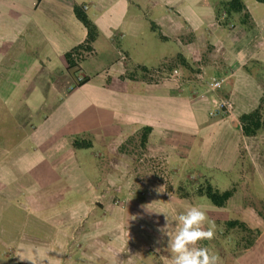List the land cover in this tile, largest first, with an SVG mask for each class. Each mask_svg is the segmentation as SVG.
<instances>
[{
    "label": "crops",
    "instance_id": "obj_1",
    "mask_svg": "<svg viewBox=\"0 0 264 264\" xmlns=\"http://www.w3.org/2000/svg\"><path fill=\"white\" fill-rule=\"evenodd\" d=\"M136 1L152 6L153 27L163 31V39L177 42L180 50L168 68L152 67L148 77L130 74L121 62L129 55L122 53L121 61L111 58L112 53L121 55L123 49L138 50L136 40L146 17L144 13H129L132 0H0L3 264H9L10 254L22 264H53L55 256L61 264L66 248L55 240L62 238L84 241L68 249L74 264L82 260L83 251L86 262L98 254L99 264H113L107 252L109 240L118 237L92 231L91 223L97 221L87 215L77 218L75 208L105 205L110 190L131 185L137 189L140 181L135 175L140 170L129 151L120 148L130 138L137 141L145 127L152 131L139 162L147 156L162 160L168 172L179 177L174 185L184 180L186 163L225 174L240 164L241 185L235 182L237 191L232 198L241 190L243 197L247 192L254 197V191L249 190V173L258 176L264 187V133L245 137L239 122L242 114L257 108L264 90V11L259 2L245 4L252 23L246 28L236 14L217 15V5L228 0ZM76 6L99 31L90 54H95L96 48L103 54L102 61L83 57L78 66L70 67L66 53L88 40L87 29L75 15ZM95 65L97 70L93 71ZM214 82L220 85L214 88ZM213 98L231 100L232 116L211 117ZM12 127L21 129L15 133ZM78 136L99 147L98 154L86 153L91 162H84V155L73 148L72 140ZM126 174L134 175L133 179L124 178ZM203 176L201 173L200 178ZM148 185L154 190L162 188L154 181ZM174 198L180 206L193 205ZM260 199L264 202L263 194L255 195V202L243 201L231 215L230 200L223 208L207 210L217 226L214 239L223 235L220 225L232 220L244 222L256 232L249 247L238 249L236 244L219 242V253L209 248L218 254L220 264H264V216L256 208ZM161 200L162 205L167 204ZM56 208L72 209L69 230H62L54 220ZM103 219L101 215L100 222ZM78 226L83 229L78 230ZM23 228L29 234L20 233ZM135 238L134 264L146 259L145 264H168L167 237L161 232L154 230ZM145 239L148 241H141ZM98 247L100 252L95 251ZM125 261L122 258L116 264H127Z\"/></svg>",
    "mask_w": 264,
    "mask_h": 264
},
{
    "label": "rangeland",
    "instance_id": "obj_2",
    "mask_svg": "<svg viewBox=\"0 0 264 264\" xmlns=\"http://www.w3.org/2000/svg\"><path fill=\"white\" fill-rule=\"evenodd\" d=\"M134 3L131 4L129 13H144L143 16L146 17L142 19V25L143 30L140 32L141 34L137 37V44H136L138 50H131L129 49V52L125 49L119 50L121 52V55H115V53H112L111 58L116 57L119 60L122 57V53H124L126 56L129 57L128 60L121 61L123 62L127 69L129 70L131 75H137L141 77H148L149 72L152 71V67L154 69H163L168 68L169 62L174 59V57L177 56V53L180 51L178 43L175 42L172 38L163 39L161 37V31L159 28L153 27V24L150 20L151 17H153L154 12L152 9V6H149L147 4L143 3H137L136 0H132ZM245 4L248 6H251V0H245ZM260 6V9L264 11V3H258ZM239 18V17H238ZM166 36V35H165ZM132 44V43H130ZM133 46V45H129ZM102 49L96 48L95 54H90V52L84 53V58H89L90 60H100L102 61V57L100 54ZM103 54V53H102ZM101 54V55H102ZM145 67L146 69H143ZM97 70V67H93V71ZM148 70L149 72L145 71ZM0 126H2L0 124ZM17 133L19 132V129L21 127H16ZM15 132V133H16ZM135 151V148L132 149ZM81 155H84L83 160L84 162L88 163L90 161V157L85 156L87 154H98L99 153V147L94 144L92 148L88 149H80ZM141 152V157L144 153ZM134 162L136 163V166L138 171L137 175H135V178H138L140 183H138L137 189L132 188L134 185H131L130 187L125 186L122 190H110L108 197V203H106L103 206H90L89 208H86L87 210L83 208H75V216L77 218H80V216H92L96 221L91 223V230L92 231H98V232H109L111 236L118 237V239H110L109 240V258H111L114 263L122 258H124L127 264H134L132 262L133 255V242L139 235L142 233H148L152 231H158L159 228H162L165 224L164 214L167 213L169 215V218H171L180 212H182L185 208L184 206H180L177 204V201H175L173 197V193L168 191V186L173 182L174 185V179L179 180L178 175H171L170 172H168L167 165L160 159H153L145 157L143 158V161L136 162L134 159ZM241 163V162H240ZM149 164V165H148ZM239 169H241V166L237 167V169L234 172H231L230 174H225L220 172L219 170H209L206 168L201 167H192L191 164L186 163L185 165V171L189 177H186V173L183 174L184 179L189 178L191 181H200L201 184L203 182L210 183L213 187L220 191H226L233 187H236V183H240L239 178ZM204 175L202 178H200V174ZM116 177V176H114ZM124 178L133 179L134 175L131 177L129 175L123 176ZM252 177V178H250ZM249 179V190L250 192L254 191V197L252 195L249 196L248 192L247 195L243 197V190H241L236 196H234L230 201L229 205H232L228 210L229 214L231 215V211L236 210L239 205H244L243 203H252L255 202L253 200L255 198V195H262L264 196V192L262 193V189H264L263 185L260 184L258 176L252 175L249 173L248 175ZM127 181V180H126ZM155 182L156 184H161L162 188H159L160 190H157V188L154 190V188H149L151 182ZM238 181V182H237ZM176 186V185H174ZM110 187L113 189L115 188L114 185H110ZM140 187V188H139ZM126 188V189H125ZM161 197L165 200H163L162 203H165L167 200L166 205L161 204ZM157 200V201H156ZM170 201H173V204L170 203ZM244 201V202H243ZM46 202V201H45ZM160 202V203H159ZM176 202V203H175ZM189 202V201H188ZM194 205L191 206H200L204 208L206 211L212 210L211 208L215 207L206 196H198L194 200ZM257 202V201H256ZM48 203V202H47ZM46 203V204H47ZM190 203V202H189ZM258 205H256L257 209H260L264 213V202L260 199V202H257ZM169 205V206H168ZM189 207V206H188ZM30 209V208H28ZM82 209V210H80ZM74 210V209H73ZM74 210V211H75ZM219 210V209H218ZM48 215V214H46ZM101 215L104 217V221H101ZM54 217V220H57L60 223V227L62 230H69V225L67 220L72 218V209L68 208H56V213L52 215ZM160 217V220H159ZM238 218L237 215H232V218ZM162 218V219H161ZM155 221V223L152 222ZM5 225V224H3ZM223 225V224H222ZM220 225V226H222ZM73 226V225H72ZM76 226V225H75ZM74 227V226H73ZM220 228L219 231L222 232L221 229L225 230L223 231V235L219 238L210 240V241H202V246L208 247V248H215L216 252L219 253V249L216 248L219 244V242L223 245L230 246L231 244H237L236 239H233L234 233L236 234V231L232 233V230H227V227L224 229ZM83 229L82 227L78 226V230ZM72 230V227H71ZM15 231V230H14ZM160 232V231H158ZM20 233L27 234L28 231L26 228H23ZM29 234V233H28ZM233 236V237H232ZM219 239V241H218ZM232 239V240H231ZM146 241L141 240L142 242H147L148 239H145ZM48 243V240H45ZM61 243L62 247L66 248V254L61 255V264H74L75 260H73L70 257V254L68 252L69 248H72L75 244V246L79 245L80 242H84L80 239H68V238H62L55 240ZM242 244H246L248 240H241ZM45 242V243H46ZM46 243V247L48 244ZM90 241L87 240V244H89ZM240 247L241 244H239ZM143 246V245H142ZM95 247V246H94ZM90 248V246H89ZM100 247H98L95 251L100 252ZM3 250V249H2ZM83 250V249H82ZM142 250V248H141ZM94 251V252H95ZM91 253V251L89 252ZM92 254V253H91ZM96 254V253H95ZM81 257L78 260L77 264H99L98 260L100 259L99 255L88 257V262L84 259V251L82 254H80ZM155 255V253H153ZM46 257V255L44 256ZM49 257V256H48ZM130 257V259L127 261V258ZM156 260L161 262L159 255H156ZM52 257L50 256V261L52 263ZM8 259H11L9 264H22L20 262H15L13 259L12 254H10V257ZM13 259V260H12ZM4 260H0V264H3ZM54 263H57V256L54 257ZM112 261V262H113ZM148 259L143 261L145 264ZM113 263V264H114ZM140 263V264H143ZM111 264V263H110ZM136 264V261H135ZM139 264V263H137Z\"/></svg>",
    "mask_w": 264,
    "mask_h": 264
},
{
    "label": "trees",
    "instance_id": "obj_3",
    "mask_svg": "<svg viewBox=\"0 0 264 264\" xmlns=\"http://www.w3.org/2000/svg\"><path fill=\"white\" fill-rule=\"evenodd\" d=\"M260 3H264V0H257ZM77 19L85 26L88 32V40L66 53L65 57L70 65V67H76L83 60L84 53L92 51V43L99 36V31L95 23L88 17V15L78 6L74 9ZM225 13L226 15L236 14L238 15V22L244 27H251V17L247 11V7L243 0H228L221 1L217 5V15ZM143 69H146L143 67ZM148 72V70H145ZM0 116L4 117V112H0ZM4 120V119H3ZM239 122L242 130V134L245 137H257L264 133V90L260 98L259 104L256 109L251 112L244 113L239 117ZM9 129V128H8ZM17 129L12 127V132H16ZM152 129L150 127H145L138 134L139 139L130 138L120 150L124 152L129 151L128 155H131L136 162H139L141 152L146 151V146L148 142V136L150 135ZM3 145V144H2ZM72 146L75 150L92 148L93 142L89 138L75 137L72 140ZM3 147V146H2ZM135 148V151L132 149ZM168 191L172 192L174 197L189 201L194 205V200L198 196H206L208 200L218 208H223L227 202L232 198V196L237 191L236 187H233L226 191H220L213 187L208 182L191 181L189 178H185L183 181L179 182L176 186L170 184L168 186ZM261 216L263 212H260ZM227 230H234L236 234H233V239H236V248L240 249L249 247L253 245L255 241L256 232L255 230L249 228L246 223L239 220H232L223 223ZM222 225V228H223ZM224 227V229H225ZM222 232L225 231L221 229ZM232 240V239H231ZM241 240H248L246 244H242ZM242 247H240V245Z\"/></svg>",
    "mask_w": 264,
    "mask_h": 264
},
{
    "label": "clouds",
    "instance_id": "obj_4",
    "mask_svg": "<svg viewBox=\"0 0 264 264\" xmlns=\"http://www.w3.org/2000/svg\"><path fill=\"white\" fill-rule=\"evenodd\" d=\"M163 214L165 224L158 231L167 237L168 264H220L218 254L201 246L202 241L215 238L217 227L204 208L189 206L171 220L167 213Z\"/></svg>",
    "mask_w": 264,
    "mask_h": 264
},
{
    "label": "built area",
    "instance_id": "obj_5",
    "mask_svg": "<svg viewBox=\"0 0 264 264\" xmlns=\"http://www.w3.org/2000/svg\"><path fill=\"white\" fill-rule=\"evenodd\" d=\"M84 78L80 79V82H83ZM220 82H214L211 86L218 87ZM198 96V94H196ZM211 110L210 116L214 118H219L221 116H232L234 112V105L233 102L229 99H219L213 98L211 100Z\"/></svg>",
    "mask_w": 264,
    "mask_h": 264
}]
</instances>
